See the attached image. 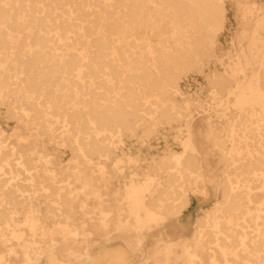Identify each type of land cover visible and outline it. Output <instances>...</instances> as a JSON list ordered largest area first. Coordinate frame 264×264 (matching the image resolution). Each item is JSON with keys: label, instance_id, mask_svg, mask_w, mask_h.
I'll use <instances>...</instances> for the list:
<instances>
[{"label": "bare ground", "instance_id": "1", "mask_svg": "<svg viewBox=\"0 0 264 264\" xmlns=\"http://www.w3.org/2000/svg\"><path fill=\"white\" fill-rule=\"evenodd\" d=\"M229 1L0 0V109L14 123L0 122V264L112 263L115 236L142 251L131 264H264V0H232L243 30L221 73ZM190 74L205 84L184 94ZM97 182L115 183L113 203ZM157 227L175 242L145 247Z\"/></svg>", "mask_w": 264, "mask_h": 264}, {"label": "rangeland", "instance_id": "2", "mask_svg": "<svg viewBox=\"0 0 264 264\" xmlns=\"http://www.w3.org/2000/svg\"><path fill=\"white\" fill-rule=\"evenodd\" d=\"M229 5H230V15H229V19L226 22V27L223 30L222 34H221V41H220V45L218 46L217 49V56H218V62H217V70L221 73H224V71H226L227 67L229 66L231 60L229 58V55H233L235 54V47H236V41L238 38L241 37L242 35V27H241V20H240V13L238 11V6L235 4L234 1H229ZM201 82L203 84H205V80L202 79V76L199 75H195V74H190L189 77H187L185 79L184 78L181 80L180 86L181 89L183 91V93H192L195 91L196 87L200 84ZM4 108L0 109V122L2 123V125L4 127L9 128V130H12V126H13V121L6 119L5 117V113H4ZM212 119L216 120V117H213ZM184 122V121H181ZM181 123L178 122H174L172 124V127L167 126L166 128H171V130H176L179 125ZM128 143H132V139L131 138H127ZM39 144H41L42 146H44V148L51 150V149H56L58 150L57 156L61 157L63 159V165H66V162L68 160V158L70 157V153L68 151H65L63 149H58L56 147L55 144H51L49 143L46 139H40L39 140ZM150 142L158 147H161L164 143V139L162 137L161 134L157 135V136H153L150 140ZM169 143L170 145H172L175 149H180V145L175 143L174 140L172 138L169 139ZM134 148H133V152H139V150H141L143 152V154H146V156H151L155 153H157L156 149L151 148L148 149L144 146H141L139 142H135ZM118 154H120V152H118ZM113 159V158H111ZM216 162H217V157L216 156H210V163L214 166H216ZM108 168L112 169L113 166L112 164H110L109 162L107 163ZM134 166H130V164L125 160L121 163V167L120 169H122L123 173L120 177H118L121 180H124L125 178L129 179L130 178V173L133 171ZM117 179V178H115ZM115 186L114 184H103L102 182H97L96 183V188H98L99 192L102 195V198L104 199V203H113V196L111 194V190L112 188ZM211 195V196H210ZM197 196H194V200L191 204V207L181 216V221L184 224V226L186 225L187 228L186 230H184V234L186 235H191L192 229L193 227L191 226L192 221H194V219L196 218V216L199 214V208L200 206H207V204L209 205L211 203V200L214 198V193L213 190L210 191L209 194V199L208 201H200L196 198ZM212 197V198H211ZM195 202V203H194ZM198 208V209H197ZM189 211V212H188ZM186 214V215H185ZM187 217V219H186ZM88 227L90 229H93L92 227V222H89ZM165 227L163 228H154L152 231H150V234L148 235V238L146 239V244L145 247H152L154 246L156 243L155 241L157 240V238H161V247L167 243H172L175 242V236L171 233H166L165 232ZM168 231H171L170 229H168ZM123 236H125L123 234ZM98 238V239H105L106 235L104 234H99V233H95L94 236L91 237L92 238ZM119 236H115V238H113L112 242H114V245L118 248H120V252L122 254V257L120 259H118L116 262H112V263H107V264H131L134 262H138V259L140 257H142L141 254V250H134V248H130L126 245H119ZM105 243H108L107 241H105ZM81 247V246H80ZM89 252H92V247L90 246V250ZM12 262H17L20 263V261L22 260L21 256H12L11 258ZM176 264H183L185 263V259L183 258H179L176 261ZM146 264H149L148 262Z\"/></svg>", "mask_w": 264, "mask_h": 264}]
</instances>
